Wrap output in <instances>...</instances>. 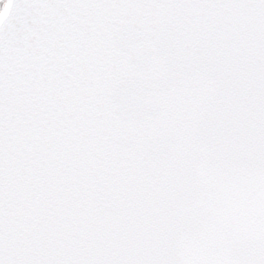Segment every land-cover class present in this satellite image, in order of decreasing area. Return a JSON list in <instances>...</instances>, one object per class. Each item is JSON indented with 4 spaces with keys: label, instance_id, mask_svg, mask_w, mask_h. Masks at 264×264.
Masks as SVG:
<instances>
[{
    "label": "water",
    "instance_id": "obj_1",
    "mask_svg": "<svg viewBox=\"0 0 264 264\" xmlns=\"http://www.w3.org/2000/svg\"><path fill=\"white\" fill-rule=\"evenodd\" d=\"M0 264H264V0H9Z\"/></svg>",
    "mask_w": 264,
    "mask_h": 264
},
{
    "label": "rangeland",
    "instance_id": "obj_2",
    "mask_svg": "<svg viewBox=\"0 0 264 264\" xmlns=\"http://www.w3.org/2000/svg\"><path fill=\"white\" fill-rule=\"evenodd\" d=\"M6 1L7 0H0V13H1V11H2V9H3V7H4L5 3H6Z\"/></svg>",
    "mask_w": 264,
    "mask_h": 264
}]
</instances>
